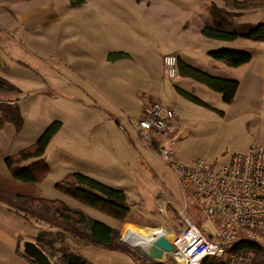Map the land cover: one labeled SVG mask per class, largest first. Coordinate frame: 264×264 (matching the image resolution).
Wrapping results in <instances>:
<instances>
[{"label": "rangeland", "instance_id": "rangeland-1", "mask_svg": "<svg viewBox=\"0 0 264 264\" xmlns=\"http://www.w3.org/2000/svg\"><path fill=\"white\" fill-rule=\"evenodd\" d=\"M119 1L124 27L110 44L130 53L131 58H119L122 60L117 67L107 69L110 78L105 81L87 77L86 70L90 64L86 61L85 49L71 45L73 40L68 36L74 19L67 15H63L61 24L55 22L52 25L55 29L54 47L51 43L30 50L21 43L23 38L18 31L14 34L20 43L16 47L10 49L0 41L1 76L17 88L0 91V102H16L22 116L20 129H16L8 118L0 128V174H10L3 162L5 156L31 146L45 127L58 120L61 127L44 151L50 170L38 185L41 196L58 199L72 209L83 211L89 218L110 225L115 223L112 216L55 187V183L69 172L78 171L109 186H126L136 196L142 195L130 199L134 215L121 222L124 224L121 231L117 229L119 239L122 234L125 239L129 228L140 233L127 224H138L133 219L141 211H144L147 221L141 222L140 226L169 227L167 232H178L182 224L176 210L184 206V201L187 203L185 213L200 227L201 219L193 204L192 187L178 182L158 150L149 146L140 133L139 140L132 132L120 130L118 122L127 128L129 118L138 117L140 106L134 98L145 92L152 99L158 98L162 103L173 106L179 124L167 133L174 142L171 135L177 132L174 151L181 161L204 159L213 166H221L227 163L232 153L241 152L252 144L264 147V40L239 37L233 41H222L200 34L202 26L212 27V22L220 18L219 8L224 7V0ZM258 1L264 3V0ZM213 5L218 10L213 12ZM116 6L118 3L110 1L108 11L112 12V7ZM60 10L62 14L65 8L60 7ZM76 10L85 12V8ZM223 18L232 27L264 23V4ZM219 48L247 53L250 60L232 67L207 55L208 51ZM175 52L182 61L194 64L209 75L237 80L238 87L232 102L224 103L219 92L189 77L194 82H176L178 88L187 90L191 86L188 92L213 109L194 104L176 93L173 87L175 78H164L161 72V57ZM112 75H116L118 80L111 79ZM178 77L183 76L178 73ZM106 119L110 120L106 122ZM0 179L6 178L0 176ZM16 189L29 191L23 184H18ZM30 190L39 194L36 186ZM154 193H161L160 204L167 199L171 206L166 205V210L163 209L155 201ZM55 231H52V236L47 233L42 236V246L52 264L61 263L62 248H69L90 264L87 259L92 252L90 247L77 251L76 245L69 246L64 238L48 245L50 238L59 239ZM121 242L140 255L139 261L125 253L110 251L99 264H150L129 242ZM156 264H172V261L165 256Z\"/></svg>", "mask_w": 264, "mask_h": 264}, {"label": "trees", "instance_id": "trees-1", "mask_svg": "<svg viewBox=\"0 0 264 264\" xmlns=\"http://www.w3.org/2000/svg\"><path fill=\"white\" fill-rule=\"evenodd\" d=\"M69 2L72 7H78L84 3V0H69ZM224 2V7L219 8L220 18H216L212 22L213 26L205 25L199 29L202 35L222 41H233L239 37L254 41L264 40V23L232 27L223 18L239 14L241 11L264 3L258 0H224ZM228 7L239 12H234ZM212 10L214 12L218 8L213 5ZM208 55L210 58L220 60L232 67L245 64L250 60L249 54L226 48L210 50ZM127 57L129 55L124 52H110L107 55L108 60ZM177 69L181 76L192 78L211 90L219 92L224 103L232 102L238 87L237 80L209 75L185 63L180 57H177ZM8 90H17V88L0 76V91ZM176 91L185 99L197 105L213 109V107L185 90L176 87ZM0 114V128L4 120L8 118L13 122L16 129H20L22 116L16 102H0ZM60 127V121H52L44 128L31 146L4 157L3 162L10 171L11 179H0V191H2L0 192V203L5 204L13 212L35 224L48 225L49 228H55V236L59 237V239L50 238L48 245H51L53 241H62L64 236L69 234L82 240L85 244L102 245L110 250L125 253L131 259L139 261L140 255L120 241L117 229L99 220L89 218L83 211L72 209L58 199L44 198L37 193L33 194V191L30 190L36 186L35 184L40 183L49 172L48 165L41 157L49 141ZM28 160L32 161L26 163ZM18 184H23L29 191L16 189ZM55 187L88 206L100 209L119 222L124 221L128 216L129 204L121 189L109 186L85 174L78 172L69 173L62 180L56 182ZM44 233L49 236L52 232L38 229L35 233V238L42 248V242H44L42 236ZM239 246L254 251L252 264L263 263L264 249L261 245L253 241H242ZM32 262L36 264L33 260ZM60 262L59 264H87V261L82 256L74 253L69 248L60 250ZM148 262L154 264L150 261Z\"/></svg>", "mask_w": 264, "mask_h": 264}, {"label": "built area", "instance_id": "built-area-1", "mask_svg": "<svg viewBox=\"0 0 264 264\" xmlns=\"http://www.w3.org/2000/svg\"><path fill=\"white\" fill-rule=\"evenodd\" d=\"M161 72L169 80L177 77L175 54L161 57ZM128 123L137 138L140 133L158 150L178 182L192 187L193 204L201 219L198 227L185 213L184 201L176 210L182 228L163 235L172 245L163 258L168 256L172 264H252L254 251L239 243L253 241L264 247V147L252 144L244 152L232 153L221 166L204 159L186 163L176 156L167 133L179 124L172 107L150 102ZM118 126L127 131L123 124L118 122ZM122 240L126 242L123 234Z\"/></svg>", "mask_w": 264, "mask_h": 264}, {"label": "crops", "instance_id": "crops-1", "mask_svg": "<svg viewBox=\"0 0 264 264\" xmlns=\"http://www.w3.org/2000/svg\"><path fill=\"white\" fill-rule=\"evenodd\" d=\"M110 1L113 4L115 2L118 3V6L112 7V12L110 10L108 11V5L110 4ZM139 1L142 2L143 0ZM119 3V0H84V3L82 5L78 7H72L69 0H0V41L5 47H9L10 49L11 47H16L20 44L19 41L14 38L15 32L18 31L21 33L23 38V41L21 40V43L23 44V46L29 48L30 50L35 49V46L46 44L48 45L51 43H53L54 47L55 41L53 39V36L55 34V29L52 28V25L55 24V22L61 24V20L64 17L63 15H67L68 17L74 19V22H72L74 26L71 27L70 34L68 36L73 40L71 41V45L72 47L77 49L83 47L86 52V61L90 64V67H88L86 70L87 77L93 78L94 81L102 82L110 78L108 76L107 69H114L122 60L119 58L115 60H108V53L124 52L119 48V46H113L110 44L111 41H114L118 38L120 31H123L124 27L121 18L122 15L119 12ZM60 7L65 8L62 14H60ZM79 8H85V12H82L81 10L77 11L76 9ZM175 53V55L179 57V54H177V52ZM127 54L129 55V58H131L130 53ZM185 63L196 67L194 64L188 63V61H186ZM1 66L2 63L0 62V76L2 69ZM111 79L118 80V77L116 75H112ZM190 81L192 80L188 79V77H178L177 75V77L174 79L173 87L175 89L179 86L178 84H176V82L191 84ZM188 87L191 88V86ZM190 88L184 90L188 92ZM134 99L138 101L140 106L139 115L141 114L144 106L147 103L154 101L163 102L158 98L152 99L151 95L146 94L145 92H142L141 95L135 96ZM166 105L173 108V106L170 104ZM96 106L100 108V105H97V103ZM102 109L105 108L102 107ZM109 120L106 119L105 121L107 122ZM124 127L126 128L125 125ZM126 129L128 133L132 132L134 136H136L132 128L129 126L128 122ZM176 133H172L171 135L174 141V145H176V141L174 140ZM121 134L124 133L121 131ZM246 150L247 148H245L241 152H244ZM41 158H43L44 161L47 162L46 152H44ZM0 176L6 179H11V175H7V173L5 172H1ZM35 185L36 191H38L40 195V191L38 188L39 183ZM112 187L121 189L124 192L126 201L129 204L130 211L128 213V218L130 219L131 214H133L134 208H131L132 206L130 205L129 201L130 199L133 200L134 198L141 197L142 195L139 194L138 196H136L130 190L131 188L129 189L126 186L114 185ZM160 195L161 193H157L156 195L155 193L153 194L155 201L159 204ZM59 199L63 200L62 198ZM160 205H162L161 207H164L163 209L165 210L166 205L168 207L171 206L169 200L167 199ZM135 216L137 217H134L133 220H135V222L138 224L128 223L127 225H131L132 227L136 228L137 231L140 232V235L145 237L149 236L152 230H154L155 228H153L154 226L151 225H147L148 228L140 226L141 222L145 220L147 221V217L144 214V211L137 213ZM123 224L124 223L116 220L115 223L107 225L120 230ZM42 227H44L42 224H35L13 212L5 204L0 203V264H34L32 260H30V258L23 253L22 243L26 240L33 241L46 253L44 248H42L39 242L36 240L35 233L33 231L38 229L45 230V228H47L46 230H50L52 232L56 229L46 226L45 228ZM65 240L69 244V246L76 245L75 250L77 251L84 247L92 248V252L90 251L89 257H87V259L90 261V264H99L101 258H103L104 256L107 257L110 251L118 252L115 250H110L102 245L85 244L82 240L75 238L69 234H66L64 236V241ZM121 240L122 238H120V241Z\"/></svg>", "mask_w": 264, "mask_h": 264}, {"label": "water", "instance_id": "water-1", "mask_svg": "<svg viewBox=\"0 0 264 264\" xmlns=\"http://www.w3.org/2000/svg\"><path fill=\"white\" fill-rule=\"evenodd\" d=\"M22 246L23 253L32 259L36 264H52L48 255L35 242L26 240L23 241ZM171 250L172 245L169 243V241L163 235H158L148 248V256L143 254L141 251L140 253L149 261L156 263L157 260L163 258L164 253H167Z\"/></svg>", "mask_w": 264, "mask_h": 264}, {"label": "bare ground", "instance_id": "bare-ground-1", "mask_svg": "<svg viewBox=\"0 0 264 264\" xmlns=\"http://www.w3.org/2000/svg\"><path fill=\"white\" fill-rule=\"evenodd\" d=\"M166 234V229L155 228L152 230L151 234L147 237L140 236L138 233L133 232L130 228L126 229L125 239L133 247L141 251L143 254L148 256V248L151 245L153 238L158 235Z\"/></svg>", "mask_w": 264, "mask_h": 264}]
</instances>
